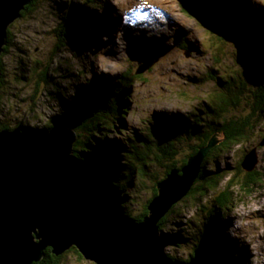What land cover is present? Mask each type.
Segmentation results:
<instances>
[{"label": "rangeland", "instance_id": "obj_1", "mask_svg": "<svg viewBox=\"0 0 264 264\" xmlns=\"http://www.w3.org/2000/svg\"><path fill=\"white\" fill-rule=\"evenodd\" d=\"M86 1L41 0L35 13L12 25L14 40L4 60L6 78L1 93L4 108L0 125L18 128L22 124L41 130L59 115L73 118L86 111L85 104L90 99L87 90L91 85L95 90L101 82L121 84L120 78L128 73L136 78L129 89L132 96L124 101L122 109L126 113L112 117L114 123L102 121L101 129L105 130L97 133L103 141L99 140L95 148L102 150L103 142L129 144L130 139H139L138 133L154 142L159 139L157 129L164 135L163 127H169L171 122L207 119L209 115L205 111L213 104V97L229 94L227 83L239 86L241 81L251 78L243 47L248 41L247 30L241 24L221 25L194 0H97L99 5L92 7L97 17L93 14L86 17L95 25L84 26L85 37L91 43L81 42L59 51L60 41L55 31L70 7L83 8ZM237 1L264 13V0ZM159 49H164L162 56L157 55ZM152 58L158 59L153 68L137 75L138 68ZM46 69H50V80L55 87L44 90L39 98L35 94L37 75ZM247 97L248 93L244 98ZM248 104V100L243 102L240 114L249 113ZM261 125L251 144L217 160L210 159L209 162H215L208 169L221 170L219 175L227 178L217 191L187 197L174 209L165 228V233L174 241L167 255L181 261L190 260L204 237L201 233H206L205 223L210 219V212L216 211L217 202L227 194L231 199L227 219L225 216L227 229L223 226L221 229H225L231 240L234 249L231 251L244 254L247 264H264V186L247 189L251 193L238 186L229 192L225 189L233 174H237L236 182L244 179V170L238 175L239 163L255 148L260 161L256 170L264 173V147L257 145L264 136L263 117ZM177 132L176 127L171 131L172 139H176ZM180 132L188 137L187 133ZM187 141L177 143L178 166L190 152L191 144ZM116 167L109 158L104 171L107 169L109 176L121 179ZM148 171L146 181L134 179L133 188L126 192L125 211L134 217L143 214L153 197L154 188L158 187L155 178L165 174L160 167ZM116 184L130 187L126 180ZM60 264L95 263L72 249Z\"/></svg>", "mask_w": 264, "mask_h": 264}, {"label": "water", "instance_id": "obj_2", "mask_svg": "<svg viewBox=\"0 0 264 264\" xmlns=\"http://www.w3.org/2000/svg\"><path fill=\"white\" fill-rule=\"evenodd\" d=\"M31 4L0 0V59L10 28ZM157 61L148 60L137 75ZM77 140V133L67 129L39 137L21 128L0 131V264H36L48 249L59 258L73 248L95 264H216L202 249L187 263L168 257L172 242L161 237L159 223L189 196L217 143L160 182L149 215L138 222L123 210L124 192L95 163L74 154ZM259 162L255 148L243 169L253 173Z\"/></svg>", "mask_w": 264, "mask_h": 264}, {"label": "trees", "instance_id": "obj_3", "mask_svg": "<svg viewBox=\"0 0 264 264\" xmlns=\"http://www.w3.org/2000/svg\"><path fill=\"white\" fill-rule=\"evenodd\" d=\"M40 1L41 0H32V4L23 12V17L35 13L40 6ZM96 1L97 0H87L86 3H84L83 8H79L80 11L74 7L68 9L59 28L55 31L60 41L59 51L70 47L71 45L81 44V42L86 45L88 42L91 43L85 37L86 33L84 26L86 24L89 26L95 25L91 21H88L86 17L88 14L96 16V12H94V8H92L97 4ZM194 1L205 7L208 12L211 13L219 23H221V25L241 24L243 25L242 28H245L248 32V41L247 44H243V47L246 63L250 67L251 78H247V81H241L239 86L227 83L229 94H218L216 97H213V104H209L207 111H205V113L207 112L209 115L207 119L198 117V120L194 121L188 118L185 119L184 122H171L169 127H163L164 130H166L164 134L165 136L160 129H157L156 134L159 139L154 142L143 135V133H138L139 139H130L129 144L121 142L120 144L117 143L113 145L103 142L105 145L102 150L95 148V145L99 140L103 141L101 139L102 137L97 133L98 131L102 132L105 130L101 129L104 126L102 121L109 120L113 122L112 117L114 118L117 115L126 113L125 109L122 108L124 101L132 96V94H129V89L133 86L131 84L134 82L133 79L136 78L127 73L120 78L122 80L121 84H119L118 81L116 85H112L110 82H101L95 90H93L94 86L91 85V88L87 90L90 99L88 100V104H85L86 111H83L78 115L75 114L73 118L59 115L51 121L50 126L44 127L41 130L24 126L22 124L18 126V128H21L25 133H28L31 136L36 135V137L50 133L55 129H70L75 131L78 135V140L74 147V154L76 156L95 163L101 171L104 172L106 178L116 186L117 182L126 180L130 187L118 185V187L124 192L123 210L127 216L136 219L138 222H142L149 215V205L158 195V190L157 187L154 188L153 197L148 202L143 214L134 217L132 214L125 211L128 200L126 192L133 188L132 185L134 179L139 178L146 181L149 175L148 170L154 167H160L165 170V174L160 179L155 178L156 183L159 184L165 180L172 171H181L188 164L189 160L196 156L199 151L208 147L210 143L215 142L217 144L211 149L205 159L202 174L188 198H195L200 194L205 196L211 190L217 191L222 182L227 178V175H219L221 170L217 169L215 171H210L208 166L212 165V163L221 158V156L235 152L238 148L251 144L255 135L258 134L260 128H262V117L264 118V13H262V11L259 13L255 12L254 9H249L244 5L239 4L237 0ZM81 14H83L84 17H81L83 16ZM82 18L83 20L81 21ZM10 30L8 44L0 59V117L3 114L4 108V100L1 95L6 78V66L4 60L12 49V42L14 40ZM183 39L185 41V38ZM162 52H164V49H159L157 55L162 56ZM37 77H39V79L36 83L35 94H38L40 98L45 92L44 90L54 89L55 83H52L50 80V69H46L43 73L37 75ZM139 79H141V77H139ZM247 87L252 88V90L248 91ZM247 93L249 97L244 98ZM211 100L212 98L209 101ZM245 100L249 101V113L242 115L240 114V109ZM176 124H179L180 126H176ZM175 127L179 132L176 133V139L174 140L171 138L170 133ZM14 129L16 128L0 125V131ZM180 131L187 133L188 137ZM263 139L264 136L257 145H259ZM185 141L191 144L190 152L186 159L183 160L182 165L178 166L176 162L178 160L177 157L180 154L176 146L178 145L177 143ZM128 156H131V158ZM246 156L247 154L239 163L238 175L244 173L243 163ZM212 157H214L215 160L209 162ZM109 158L112 165L117 166L116 172L120 173L121 179H116L114 175L112 177L111 174L109 176L107 174L109 173V170L107 169L104 171L106 165L109 164ZM123 171L129 173L126 174L125 172V174H121ZM236 175L237 174H233L228 182V186L225 187L228 192L236 186L244 187L243 190L246 191H249L247 189L264 186V173H261L260 171L256 170L253 173L246 172L244 179L239 182L235 181ZM217 177L221 179L219 180ZM249 193L251 192L249 191ZM230 202V196L227 194H224V197L217 202V205L215 206L216 211L210 212V219L205 223L206 233H201L204 237L199 244L196 245V249H202L209 252L212 260L216 264H247V259L244 254H238L240 257H236L238 256L237 252L231 251L234 249L232 248L231 240L225 231V229H227V226L225 225L227 219L226 210H229V206L231 205ZM177 206L178 204L172 209L169 215L159 223L162 238H165L172 243H174V241L172 237L165 233V228L169 225V220L173 216L174 209ZM218 224L220 226H218ZM222 226L225 229H221ZM211 236H213V239ZM209 240H212V243H209ZM168 257L175 261L178 260L169 255ZM192 257L193 254L190 257V260ZM62 259L63 256L58 258L53 255L51 249H48L44 259L36 264H60ZM190 260L179 261L187 263Z\"/></svg>", "mask_w": 264, "mask_h": 264}, {"label": "flooded vegetation", "instance_id": "obj_4", "mask_svg": "<svg viewBox=\"0 0 264 264\" xmlns=\"http://www.w3.org/2000/svg\"><path fill=\"white\" fill-rule=\"evenodd\" d=\"M73 249H75V248H73ZM75 250H77V249H75Z\"/></svg>", "mask_w": 264, "mask_h": 264}]
</instances>
